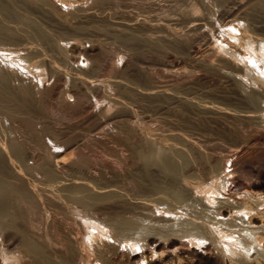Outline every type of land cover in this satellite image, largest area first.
<instances>
[{
  "label": "rangeland",
  "instance_id": "1",
  "mask_svg": "<svg viewBox=\"0 0 264 264\" xmlns=\"http://www.w3.org/2000/svg\"><path fill=\"white\" fill-rule=\"evenodd\" d=\"M262 1L264 0H204V1L203 0H190V1L189 0H153V1L152 0H129V1L128 0H102V1L70 0L67 3H64L59 0L58 1L57 0H0V30H1L0 31L1 32L0 33V45H1L0 66L3 67V68L0 67V69L9 74L10 81L13 80L12 81L13 83L10 81L8 82L9 83L8 87L17 90L16 86L19 88L20 84L21 86L28 84L26 86H31L32 88L34 87L32 91L41 92L43 94L42 102H45L44 104L42 102H41L42 104L39 103L41 104L39 105L40 110L43 111L42 113H40L41 115H35L36 117H32L31 119L28 120L26 119L21 122L16 121L15 123L13 121V125L18 126V129H16L17 133L14 136L18 134L17 136L19 137L20 135L19 138L21 140L28 141L30 142L31 145L35 146L36 154H42L43 152L46 154V152H51V151L55 153H60L61 155L60 157H62V159L67 161V163L70 162L72 164L71 167L65 169V174L67 173L68 176L78 175V178L75 176L74 177L70 176L73 178V180L81 181L79 179L84 178L85 182L86 181L91 182L90 178H92L93 183L95 185L97 184L98 186L97 188L108 189L110 187H114L110 189H115L116 187V189H119V191L121 190L122 192L128 193L129 196L133 194L130 197H133L132 199L139 202V203L136 202L137 203L136 205L138 207L135 205L136 207L135 209H131L128 211L131 214H129L127 211L124 212V214L126 213L127 216L128 214L132 215L128 217L133 219L135 215L139 216V217L136 216L137 218L135 217L136 219H134V225L136 224V227L134 228L137 229L133 228L134 232L131 231L132 234L131 232L126 231L127 233L125 232V235L122 236V238L127 237L126 235L129 234L131 235L138 234L139 238L138 236L137 238L139 240L135 238L136 236L133 237L131 236V237L138 240L139 247L138 245H136L132 248L136 251H139V249L140 251L143 250V252L146 253L140 258L138 264H153V261L159 262L160 260L162 263L159 264H164V263L171 264L172 262L173 263L178 262V258L176 257L172 258L173 261L171 259L172 262L170 260L163 262L162 261L163 256L161 255H165L169 253V251H173L176 249L177 246H179L176 245V247L175 246L170 247L169 246L170 239L169 240L167 239L171 238L172 236L169 235V237H167L168 235L166 234L168 232L178 230L177 228L178 225L175 224L178 220L175 218H179L181 215L182 218H184V216L186 217L188 213L185 212L186 214L184 213L180 214L175 211L173 212L167 210V206L165 204L155 199V197H158V195L156 196V194L152 195L154 198L151 196L152 199L151 198L149 199L151 201L149 200L145 202L141 201L143 199L140 198V196L141 197L143 196L144 198L145 197L147 198L148 196L145 195L139 196L137 191L134 189L133 181L140 174L141 175L143 174L142 171L145 170L144 169L145 166L143 165V163H141V161H137L131 156L130 150L126 147L128 146L127 144H129L127 141L125 142L126 133L123 131L122 132L123 134H119L121 132V130L119 131V127H118L121 125V124L118 125L119 120L120 121L121 119L129 120L130 126L132 125L134 126V127L132 126L134 130H130V131H133L132 133H135L133 134L134 137L137 136L135 137V139L139 137L138 138L139 140L137 139L136 140L132 139L133 141L131 140V142L135 143L134 146H137L138 144L141 145V143L144 144L143 143L144 140H147L149 144H153V145H163L165 143L168 145L171 143V145L172 144L175 145L174 147H178L179 145H181V141L183 140V138L181 137H184L185 138L184 141L186 142L189 141L191 143H195L198 146H203V149L207 148L206 150L209 151L211 150V152L216 154L218 153V155L224 157L225 159L227 158L226 159L228 160L227 165L230 168L229 167L226 168V171L232 170V168L235 170L234 175L237 176V177L235 176L236 185H232V186L234 188L236 187L237 189L233 190L234 188L228 187L229 186L228 184L226 186L225 182L223 183L221 182L219 184L220 186L225 184L224 186H222L223 188L225 187L223 190L222 187L216 189L218 190V192H220V195L223 199L225 197L227 198L224 199L227 200V203L225 205L228 204L227 206H229L230 208L241 203V200L242 202L250 203L249 199L251 198L250 197L251 195L248 196V194L250 193L245 191L246 188H242L245 187L244 185L249 186L254 184V182L255 183L264 182V177H263L264 176V120H263L264 119V53H262L264 52V42L260 41V40L264 41V4H263L264 2ZM193 2L194 4L197 3V9L194 10L195 12H193L190 9L191 3ZM218 2L220 3L218 4ZM188 12L190 14H188ZM209 12L211 13L209 14ZM91 17H93L94 19ZM247 18L249 23L247 21ZM242 25L244 26L242 27ZM246 27L248 30H246ZM33 28H35V30ZM6 33L8 35H6ZM125 33L129 35H126ZM246 35H248V38ZM124 36L125 38L123 39ZM245 37L247 40L245 39ZM130 39L132 40L134 39L135 41L134 40L131 41ZM251 39L253 40V43L251 41H248ZM139 41L142 43L140 44ZM191 41L193 42L191 43ZM222 41L223 43H221ZM259 41L263 43V46L262 43L260 45ZM243 43H245L247 46L243 45ZM250 43L253 46H251ZM230 45L232 47H230ZM257 45L260 47L259 50H257L258 48ZM223 46L227 48L229 47V49H224ZM234 47L236 49H233ZM254 47L257 48L255 49ZM217 48L219 50L220 55L217 53L218 50L215 51V49ZM230 48H232V51L230 50ZM240 48L241 51L239 52ZM212 50L215 51L217 54L214 53ZM228 50H230L229 54H228ZM234 50L236 51L237 55L239 54L238 58L240 60L238 58L236 60L235 58H233V56H231V52L235 53ZM256 50H257L256 52L257 54H255ZM221 51H223V53L225 51L226 52L225 54L227 55L223 54ZM240 53H242V55ZM248 54L254 60H251L252 58L250 56L248 57ZM224 56L225 57L227 56L226 59L228 57L234 59V62L229 58L228 61L229 60L230 61L227 62V60L224 59ZM258 56L259 58H256ZM219 57L221 58L223 57L222 59H224L227 63L224 60H220ZM249 59L251 61H249ZM255 61L258 63H256ZM44 62L47 64V66ZM243 62H245L246 64L250 63L248 64V66L251 65L252 68L251 66L247 67V65ZM236 63L238 66H236ZM239 63L240 65L242 64L241 65L242 68L239 65ZM210 64L211 66H209ZM232 64H235V66L234 65L233 66L236 67L237 71L234 70ZM259 66L261 68H259ZM45 67L48 70L45 69ZM84 67H86V69H84ZM83 70L84 71L86 70L85 73ZM11 71H12V75L10 74ZM86 72L89 73L92 80L90 79L88 73ZM77 77H79L78 78L79 81L78 79L76 80ZM85 78H87L86 83L82 82L83 80H85ZM80 80L81 83H79ZM33 82H36L38 85L34 84ZM48 83L49 84L51 83L54 86V88L52 87L51 84L50 86ZM97 83L98 85L100 84L103 86L102 87L99 85V87H101L100 89L101 90L103 89L102 91L100 90L101 92L100 91L98 92L97 90L99 89V87L96 85ZM119 83L120 85H118ZM168 83H170V85ZM245 83L246 85H244ZM86 84L91 89L86 88L88 87ZM57 86L59 89L57 88ZM79 86L81 87L83 86V87L79 88ZM44 87L53 88L55 91L58 90L56 92L58 94H56L52 99L53 103L55 104V106H53L55 109L53 108L52 111H47L50 112L51 114L47 112L45 113V106H46L45 104H47L48 102H46L44 98L46 97L47 99L46 98L45 99L47 101L49 98L47 97L48 92L46 89L44 90ZM65 87L71 89L72 93L80 92L79 94L82 97L86 98L84 106L82 105L79 108L77 107L73 109L70 108L71 110H69V108L65 109L64 107H61L63 95H65L64 91L68 90ZM125 87L134 90L136 89L139 90V92H145L146 94L148 93L149 94L145 96V98H143L142 101L137 99L138 101H133L132 104L131 99H133L134 97L133 96L130 97V95L126 96V94L121 91L122 88ZM85 89H86L85 93L88 92L87 95L84 93L86 96L83 94V91ZM253 90L256 92H254ZM97 92L98 94H96ZM253 92L254 94H252ZM119 93H121L122 96ZM89 94L91 97L88 96ZM250 94H252V96ZM127 97L129 100H131V102L127 99ZM107 98L110 100H108ZM112 98L114 100L116 99L119 105L117 104V102H114V100L111 102ZM153 100L155 104L153 103ZM87 101H89L88 103L91 104H88ZM157 102H158V106H157ZM123 103L124 104L127 103V105L130 107L129 110H131L135 114L131 113L133 115H129V113H124L123 111H121L120 107L124 105ZM135 103L138 104V106ZM139 103L141 104V107ZM103 105L109 107L108 113L109 115H111L110 121L108 118L107 119L103 118L106 116L105 114L104 115L103 113L101 114V112L103 111L102 108L103 107L105 108V106ZM142 105L144 106V108ZM159 105L162 106L160 107ZM99 106L100 109L98 108ZM113 106H115L114 109ZM117 106L119 108H117ZM91 107H93L95 110H93V108L91 110ZM152 107L154 109H152ZM112 109L115 112L112 111ZM143 109L145 110V112L143 111ZM180 109L182 112L180 111ZM73 111L76 112L73 113ZM159 111H160L159 113L160 115L158 114ZM116 112L118 113L116 114ZM139 112L141 114H139ZM113 114H115L116 116ZM96 116L98 118H96ZM260 117L262 120L259 121L258 118ZM162 118L166 121H164ZM52 119L55 121H52ZM97 119L98 120L100 119L99 123ZM38 120H40V122ZM101 120L102 122H100ZM117 120L118 122H116ZM161 121L167 122L166 125ZM252 121H254V123ZM19 127L22 129V131H20L21 129ZM156 127L158 128L161 127L163 130L161 128L158 129ZM154 129L156 130V132L154 131ZM130 131H129V138L132 137ZM137 131L138 133H136ZM139 133H141L142 135ZM179 133H182V136L178 135ZM184 133L186 134L187 138L189 137L188 140L186 139ZM67 134L69 135L67 136ZM139 135L142 137L145 136L144 138H141L144 140H140ZM190 135L192 136L190 137ZM121 136L124 137L123 138L124 140L119 138ZM169 136L172 139H169L170 138ZM172 136L176 138H173ZM163 138L165 141L163 140ZM152 139H154L156 143ZM173 139L176 140L174 141ZM177 139L178 140L180 139V142ZM137 141H142V142L138 143ZM30 144H28V146ZM204 144L207 146H205ZM30 151H32V149H30ZM141 164L143 165V167L141 166ZM78 165L79 167L77 168ZM138 165L141 167V169ZM237 169L238 171L241 170L243 174H241L240 171H239L240 173L237 172L236 171ZM154 171L155 172L153 173V175L155 178L157 177L159 179V177L160 178L162 177L158 170H157L158 171L157 174H156V170ZM236 173H238V175ZM67 174L66 177L68 178ZM129 174L133 175V177ZM260 174L263 176H261ZM135 175L137 176L135 177ZM27 177L32 183H37L38 186H40L39 187L40 189L46 187L45 181L41 180L40 182H38V180H36L37 178L31 175L30 176L28 175ZM88 178L89 180H87ZM95 179H96V183L94 182ZM84 180H82L81 182H84ZM197 180L195 179V181ZM106 185L107 187L108 186L109 187L107 188ZM239 185H243V186H240L241 188H238ZM226 187H228L229 189L228 188L226 189ZM263 188L260 191H258L259 193L255 192L254 196L257 197L262 193L264 194ZM240 189L242 190L244 189V190L242 191ZM263 194L261 196H264ZM224 195L225 197H223ZM60 201L62 200H57L56 203L54 202L55 203L54 205L58 203L57 204L59 205L58 209L61 206L59 210L56 209L57 205L53 207L52 206L53 203L52 204L46 203L44 209L48 208L47 209L48 211L47 210L44 211L42 209L39 212L40 215L37 214L40 217L38 218V216L36 215L37 217L36 219H39L41 222H43V225L47 224L49 227L50 225L53 224L51 227L48 228V229L51 228L50 231H52V233L57 234L59 233V231L61 232L62 229L60 230L59 228L61 225V227L64 228L63 230H65V228H67L66 230L73 228L74 232L79 234L80 237H82V239L84 238L87 243L89 242L88 240L91 239L93 240L94 237L99 238V240H102V238L104 240H108V239H110L111 241L113 240L111 235H109L110 233L109 229H108L109 231L107 232V230H102L101 228H98L99 230L97 231H99V233H97V231H95L96 230L95 227L91 228L89 225L90 223L93 224V220L95 219L98 220V218L99 221H102L104 219L102 218L103 217L102 213L104 215H107L106 213H108L109 215L111 213H114L115 210L117 211L115 205H110L111 203H104L105 205L104 206L101 203L102 205L98 206V208L102 209L104 207L103 208L104 210L103 209L102 210L106 212L104 213L100 211L102 217L101 215L98 216L100 214V212L99 213L97 212L98 208H95V210H97L95 213V210L93 209L94 210L93 211L91 209L92 208L91 206H88L90 207V209L87 206H83L82 209H84L85 207L88 208V209L85 208V210H83V212L85 213L83 214L87 218L86 221L85 219H82L79 216L78 217L74 216L76 211L74 210V208H72V206H76L77 202L73 203L71 201H68L69 203L68 202L66 203L64 199L63 202ZM139 204L142 206L144 205L143 208L142 206L139 207L140 206ZM149 204L151 206H149ZM65 206L67 209L64 208ZM145 206L147 207L149 206L148 209ZM262 206L263 205L259 206L260 213L264 210V207ZM55 209L56 212L57 211L59 212V214H56ZM86 209L92 211L86 212ZM65 210H68L67 214H65L66 213ZM159 213L161 216L159 215ZM214 213L211 214L208 213V215L211 216L207 218L209 220L206 222V224L211 226L212 232L214 231L213 233L216 236H218L219 231L217 228L219 226L217 227V225L214 223L216 222L215 220L219 218V216L217 217L218 214L215 215ZM49 215L51 217H49ZM65 215L71 217V219L68 220L67 216L65 217ZM41 216L43 217L41 218ZM143 216L146 217L148 216V217L146 218ZM165 216L166 218L170 216L169 218L171 219L166 220ZM59 219H61L63 222H61V220ZM54 220H56L57 222L60 221L61 222L59 223L60 225H58V223ZM137 220L138 221L141 220L140 223H138ZM142 220H144L145 222H143ZM40 221L37 220L36 222L39 223ZM154 221L157 222L155 223ZM141 222L144 223L143 224L144 230L145 229L147 230L148 227L146 233L147 234L150 233L151 237L149 236V239L146 238L147 234L145 233L146 236L144 234L146 230L143 232L142 231L143 227L142 228L140 227L142 226ZM150 223H153L154 227H158L159 225H162L157 228L158 230L154 229V227L152 226L154 231L156 230L158 232L157 235L159 236H156L155 235L156 233H154V231H152V233L148 232L153 230L151 229V226H149ZM56 224H57V228L55 226ZM137 224H140L138 226L141 228L140 231H142L143 233L142 232L140 233ZM165 224H167V226L175 225L177 227L174 230H172L170 228L171 226L169 228L166 226L165 230H167L168 232L164 231L167 232L166 234H164L162 232V228L163 225ZM212 225H214L215 228L217 227L216 231L214 230V226ZM224 225L222 224V227ZM159 228L161 231L159 230ZM159 231L161 232V235L163 234L165 235V236L163 235L164 237L163 240L159 238L161 237ZM93 232L96 234H94ZM180 232L182 233V231ZM140 234L142 236H140ZM152 234L154 236H152ZM89 236L90 239H87L89 238ZM192 236L193 237L191 236L183 237V240L185 241V242L182 241L183 245L187 246L188 244L189 245L192 244L190 246L193 247L195 246L196 248L203 250L207 244L206 240L205 239L202 240L198 238L197 241L200 240V242H196L195 240L197 237L196 236L194 237V235ZM143 237L145 239L141 240V238ZM218 237L220 238L219 241L221 240L220 242L222 246H225L230 243L229 239L228 240L225 239L226 237H224V239L222 236L221 238L220 235ZM189 238H191L190 239L191 242L194 243H189L190 242ZM157 239L164 243L161 242L162 243L161 245L160 241L158 242ZM11 242L12 241L10 242L4 241V245H7ZM124 242L121 243V245L124 244L125 246L127 241ZM156 242L158 243L157 245L159 246V248L155 244ZM203 244H205V246ZM202 245L204 246V248ZM167 247H169V250L165 249ZM236 247L237 244H234V248ZM12 248L10 249L12 250ZM211 250L213 252L220 251L216 244L211 245ZM159 251L161 254H159ZM228 255L226 253L227 257L225 259L228 260V262H231L232 257ZM201 262L202 261L200 262L195 261V264H199V263L210 264L208 262L205 263L203 262L201 263Z\"/></svg>",
  "mask_w": 264,
  "mask_h": 264
},
{
  "label": "bare ground",
  "instance_id": "2",
  "mask_svg": "<svg viewBox=\"0 0 264 264\" xmlns=\"http://www.w3.org/2000/svg\"><path fill=\"white\" fill-rule=\"evenodd\" d=\"M58 1V0H57ZM61 2L67 3L70 0H59ZM94 1V0H93ZM96 1V0H95ZM98 1V0H97ZM102 1V0H99ZM129 1V0H128ZM153 1V0H152ZM190 1V0H189ZM204 1V0H203ZM113 2V1H112ZM111 2V3H112ZM159 2V1H158ZM200 2V1H199ZM264 2V1H262ZM33 3V2H32ZM46 3V2H45ZM44 3V4H45ZM58 3V2H57ZM110 3V4H111ZM145 3V2H144ZM220 2H218L219 4ZM40 4V3H39ZM82 4V3H81ZM98 4V3H97ZM137 4V3H136ZM146 4V3H145ZM216 4V3H215ZM217 4V5H218ZM264 4V3H263ZM2 5V4H1ZM100 5V4H99ZM102 5V4H101ZM149 5V4H148ZM202 5V4H201ZM200 5V6H201ZM221 6V4H220ZM9 7V6H8ZM146 7V6H145ZM206 7V6H205ZM90 8V7H89ZM152 8V7H151ZM200 8V7H199ZM7 9V8H6ZM5 9V10H6ZM96 9V8H95ZM138 9V8H137ZM136 9V10H137ZM147 9V8H146ZM193 12H195L194 10L197 9V3L194 4L191 3V8H190ZM214 9V8H213ZM254 10V9H253ZM252 10V11H253ZM11 11V10H10ZM19 11V10H18ZM147 11V10H146ZM207 11V10H206ZM228 11V10H227ZM249 11V9H248ZM15 12V10H14ZM17 12V11H16ZM83 12V11H82ZM211 12H209L210 14ZM252 13V12H251ZM250 13V14H251ZM254 13V12H253ZM188 14H190L188 12ZM219 14V13H218ZM229 14V13H228ZM236 14V13H235ZM248 14V13H247ZM34 15V14H33ZM231 15V14H230ZM255 15V14H254ZM110 16V15H109ZM159 16V15H158ZM233 16V15H232ZM37 17V16H36ZM251 17V16H250ZM249 17V18H250ZM93 18V17H91ZM96 18V17H95ZM244 18V17H243ZM94 19V18H93ZM148 19V18H147ZM194 19V18H193ZM91 20V19H90ZM101 20V19H100ZM127 20V19H126ZM24 21V20H23ZM94 21V20H93ZM98 21V20H97ZM96 21V22H97ZM225 21V20H224ZM248 21V18H247ZM3 22V21H1ZM90 22V21H89ZM101 22V21H100ZM123 22V21H122ZM182 22V21H181ZM21 23V22H20ZM52 23V22H51ZM91 23V22H90ZM89 23V24H90ZM95 23V22H94ZM102 23V22H101ZM140 23V22H139ZM242 23V22H241ZM246 23V22H245ZM249 23V21H248ZM252 23V22H251ZM19 24V23H17ZM49 24V23H48ZM88 24V25H89ZM190 24V23H189ZM27 25V24H26ZM25 25V26H26ZM78 25V23H77ZM87 25V26H88ZM99 26V25H98ZM103 26V25H101ZM239 26V25H238ZM241 26V25H240ZM244 25H242L243 27ZM40 27V26H39ZM68 27V26H67ZM116 27V26H115ZM118 27V26H117ZM198 27V26H197ZM237 27V26H236ZM134 28V27H133ZM174 28V27H173ZM241 28V27H240ZM245 28V27H244ZM35 30V28H33ZM32 29V30H33ZM105 29V28H104ZM116 29V28H115ZM142 29V28H141ZM149 29V28H148ZM253 29V28H251ZM20 30V29H19ZM124 30V29H123ZM136 30V29H135ZM146 30V29H145ZM151 30V29H150ZM149 30V31H150ZM243 30V29H241ZM246 30L247 27H246ZM244 30V31H246ZM1 31V30H0ZM100 31V30H99ZM107 31V30H105ZM109 31V30H108ZM152 31V30H151ZM250 31V30H249ZM252 31V30H251ZM82 32V31H81ZM104 32V31H103ZM243 32V31H242ZM1 33V32H0ZM63 33V32H62ZM139 33V32H138ZM141 33V32H140ZM166 33V32H165ZM250 33V32H249ZM76 34V33H75ZM126 34V33H125ZM124 34V35H125ZM174 34V33H173ZM243 34V33H242ZM6 35H8L6 33ZM119 35V34H118ZM122 35V34H121ZM129 35V34H126ZM133 35V34H131ZM137 35V34H136ZM196 35V34H195ZM241 35V34H240ZM245 35V34H244ZM261 35V34H260ZM10 36V35H9ZM38 36V35H37ZM147 36V35H146ZM164 36V35H163ZM176 36V35H175ZM194 36V35H193ZM248 38V35H246ZM251 36V35H250ZM254 36V35H252ZM12 37V36H11ZM80 37V36H79ZM132 37V36H130ZM129 37V38H130ZM142 37V36H141ZM184 37V36H183ZM76 38V37H75ZM99 38V37H98ZM120 38V37H119ZM125 38V36L123 37V39ZM137 38V37H136ZM169 38V37H168ZM2 39V38H1ZM61 39V38H60ZM122 39V40H123ZM127 39V38H126ZM140 39V38H139ZM194 39V37H193ZM241 39V37H240ZM246 39V37H245ZM254 39V38H253ZM263 39V38H262ZM6 40V39H5ZM128 40V39H127ZM126 40V41H127ZM131 41H133L132 39H130ZM137 40V39H136ZM181 40V39H180ZM184 40V39H183ZM186 40V39H185ZM247 40V39H246ZM256 40V39H255ZM14 41V40H13ZM129 41V40H128ZM135 41V40H134ZM150 41V40H149ZM165 41V40H164ZM167 41V40H166ZM189 41V40H188ZM231 41V40H230ZM235 41V40H234ZM233 41V42H234ZM251 41L253 43V40H248ZM262 42H264L263 40H260ZM259 41V42H260ZM140 42V41H139ZM146 42V41H144ZM171 42V40H170ZM174 42V41H173ZM193 41H191L192 43ZM229 42V41H228ZM260 42V45L261 43ZM37 43V42H36ZM142 42H140L141 44ZM149 43V42H148ZM175 43V42H174ZM223 43V41L221 42ZM6 44V43H5ZM46 44V43H45ZM53 44V43H52ZM128 44V43H127ZM130 44V43H129ZM238 44V43H237ZM258 44V43H257ZM10 45V44H9ZM47 45V44H46ZM119 45V44H118ZM136 45V44H135ZM146 45V44H145ZM157 45V44H155ZM160 45V43H159ZM158 45V46H159ZM243 45H246L245 43H243ZM251 46H253L250 43ZM1 46V45H0ZM49 46V45H48ZM130 46V45H129ZM133 46V44H132ZM163 46V45H162ZM165 46V45H164ZM170 46V45H169ZM238 46V45H237ZM241 46V45H240ZM247 46V45H246ZM258 46V45H257ZM263 46V43H262ZM13 47V46H11ZM34 47V46H33ZM43 47V46H41ZM102 47V46H101ZM117 47V46H116ZM136 47V46H135ZM179 47V46H178ZM184 47V46H183ZM218 47V45H217ZM224 47V46H223ZM230 47H232L230 45ZM244 47V46H242ZM47 48V47H46ZM75 48V47H74ZM130 48V47H129ZM148 48V47H147ZM153 48V47H152ZM176 48V47H175ZM186 48V46H185ZM255 48V47H254ZM257 48V47H256ZM255 48V49H256ZM38 49V48H36ZM111 49V48H110ZM131 49V48H130ZM154 49V48H153ZM169 49V48H168ZM172 49V48H171ZM224 49H229V47H224ZM233 49H236L235 47ZM260 47L258 46L257 50H259ZM263 49V47H262ZM80 50V49H79ZM174 50V49H173ZM177 50V49H176ZM195 50V49H194ZM193 50V51H194ZM218 50L215 49V51ZM222 50V49H220ZM230 50L232 51V48H230ZM228 50V54L229 51ZM239 50V49H237ZM257 50L255 51V54H257ZM40 51V49H39ZM61 51V50H60ZM74 51V50H73ZM88 51V50H87ZM121 51V50H120ZM161 51V50H160ZM182 51V50H181ZM184 51V50H183ZM213 51V50H212ZM215 51H213L214 53H216ZM226 51V50H225ZM221 51L223 54H225L226 52ZM235 51V50H234ZM241 51V48L239 50V52ZM243 51V50H242ZM262 51V50H261ZM260 51V52H261ZM130 52V51H129ZM132 52V51H131ZM141 52V51H140ZM190 52V51H189ZM246 52V51H245ZM254 52V51H253ZM80 53V52H79ZM115 53V52H114ZM138 53V52H137ZM152 53V52H151ZM207 53V52H206ZM217 53L219 54V50L217 51ZM216 53V54H217ZM259 53V52H258ZM264 53V52H262ZM261 53V54H262ZM31 54V53H30ZM43 54V53H42ZM182 54V53H180ZM189 54V53H187ZM213 54V53H211ZM242 55V53H240ZM251 54V53H249ZM248 54V57L250 56ZM260 54V53H259ZM2 55V54H1ZM12 55V54H11ZM18 55V54H17ZM25 55V54H24ZM41 55V54H40ZM44 55V54H43ZM141 55V54H140ZM185 55V54H184ZM220 55V54H219ZM222 55V54H221ZM227 55V54H225ZM239 55V54H238ZM238 55L235 51V53L231 52V56H233V58H235L237 60ZM16 56V55H15ZM38 56V55H37ZM212 56V55H211ZM223 56V55H222ZM247 56V55H246ZM245 56V58H246ZM35 57V56H33ZM111 57V56H110ZM209 57V56H208ZM227 57V56H226ZM226 57L224 56V59H226ZM241 57V56H240ZM251 57V56H250ZM255 57V56H254ZM42 58V57H41ZM112 58V57H111ZM110 58V59H111ZM220 60H224L221 57H219ZM229 58V57H228ZM228 58L226 59L227 62ZM242 58V57H241ZM244 58V57H243ZM252 58V57H251ZM250 58V59H251ZM256 58H259L256 57ZM26 59V58H25ZM63 59V58H61ZM107 59V58H106ZM104 59V60H106ZM197 59V58H196ZM208 59V58H207ZM231 59V58H229ZM239 59V58H238ZM248 59V58H247ZM251 60H254L253 58ZM58 60V59H57ZM234 62V59H231ZM240 60V59H239ZM256 60V59H255ZM4 61V60H3ZM12 61V60H11ZM73 61V60H72ZM179 61V60H178ZM225 61V60H224ZM246 61V60H245ZM59 62V61H58ZM99 62V61H98ZM105 62V61H104ZM202 62V61H201ZM206 62V61H205ZM226 62V61H225ZM226 62V63H227ZM236 62V61H235ZM256 62V61H255ZM9 63V62H8ZM45 63V62H44ZM103 63V62H101ZM179 63V62H178ZM222 63V62H221ZM224 63V62H223ZM245 63V62H243ZM253 63V62H252ZM258 63V62H256ZM46 64V63H45ZM246 64V63H245ZM250 64V63H248ZM247 67H250L248 66ZM85 65V64H84ZM114 65V64H113ZM217 65V64H216ZM215 65V66H216ZM226 65V64H225ZM235 66V64H232V66ZM240 65V63H239ZM242 65V64H241ZM240 65V66H241ZM3 66V65H2ZM19 66V65H18ZM41 66V65H40ZM47 66V64H46ZM106 66V65H105ZM110 66V65H109ZM202 66V65H201ZM211 66V64L209 65ZM234 70L237 71L236 67H234ZM236 66L237 63H236ZM239 66V67H240ZM244 66V65H243ZM1 67V66H0ZM98 67V66H97ZM96 67V68H97ZM111 67V66H110ZM208 67V66H207ZM3 68V67H1ZM24 68V67H23ZM89 68V67H88ZM93 68V67H92ZM103 68V67H102ZM101 68V69H102ZM107 68V67H106ZM242 68V66H241ZM252 68V66H251ZM250 68V69H251ZM259 68H261L259 66ZM40 69V68H39ZM45 69H47L45 67ZM84 69H86V67H84ZM246 69V67H245ZM249 69V68H247ZM48 70V69H47ZM243 70V69H242ZM16 71V70H15ZM35 71V70H34ZM56 71V70H55ZM82 71V68H81ZM84 71V70H83ZM86 71V70H85ZM84 71V73H85ZM91 71V70H90ZM103 71V70H102ZM151 71V70H150ZM220 71V70H219ZM239 71V70H238ZM57 73V72H55ZM88 73V72H86ZM94 73V72H93ZM126 73V72H125ZM142 73V72H141ZM12 75V71L10 73ZM20 74V73H19ZM39 74V73H38ZM120 74V73H119ZM89 75V73H88ZM123 75V74H122ZM194 75V74H193ZM15 76V75H14ZM28 76V75H27ZM93 76V75H92ZM121 76V75H120ZM185 76V75H184ZM196 76V75H195ZM90 77V75H89ZM96 77V76H94ZM129 77V76H128ZM140 77V76H139ZM145 77V76H144ZM148 77V76H147ZM183 77V76H182ZM186 77V76H185ZM252 77V76H251ZM67 78V77H66ZM79 77L76 78V80ZM105 78V77H104ZM135 78V77H134ZM141 78V77H140ZM155 78V77H154ZM176 78V77H175ZM184 78V77H183ZM197 78V77H196ZM238 78V77H237ZM248 78V77H247ZM87 78H85V80H83L82 82L86 83ZM90 79L92 80V78L90 77ZM21 80V79H20ZM23 80V79H22ZM75 80V79H74ZM130 80V79H129ZM143 80V79H142ZM182 80V79H181ZM203 80V79H202ZM244 80V79H243ZM248 80V79H247ZM252 80V79H251ZM10 78H9V74L7 72H4L0 69V264H138L140 258L146 254L142 251H136L134 250L132 247L138 245V234H134L131 235L132 232H134L133 228L136 227V224L134 225V219H136L137 215H133V218H130L128 216H132L129 215L131 213H129L128 211L131 209H135V205L139 202H137L136 200L132 199L133 197H130L128 193L126 192H122L121 190L119 191V189H110V188H114V187H110L108 188L107 185L106 188H97V184L95 185L91 179V182H85L84 178L83 179H79V180H84V182L81 181H76L73 180L72 177H74L75 175H69L67 174L68 178L66 177L65 174V169L69 168L72 166V164L67 163V161H65L64 159H62V157H60V153H55L53 151L51 152H46V154L43 152L42 154H36V148L35 146L31 145L30 142L28 141H23L21 140L19 137L16 135L14 136L17 132L16 129H18V126H14L13 125V121L16 123V121H24V120H28L31 119L32 117H36L35 115H41L40 113H42L43 111L40 110V106L42 103L44 104L45 102H42V97L43 94L41 92H34L32 91L31 86H26V85H22L20 84V87L16 89H12L9 86V82ZM13 81V80H12ZM10 81V82H12ZM16 81V80H15ZM79 81V79H78ZM19 82V81H18ZM73 82V81H72ZM75 82V81H74ZM117 82V81H116ZM138 82V81H137ZM141 82V81H140ZM139 82V83H140ZM147 82V81H146ZM243 82V81H242ZM13 83V82H12ZM22 83V82H21ZM34 84H37L36 82H33ZM32 83V85H33ZM65 83V82H64ZM76 83V82H75ZM81 83V80L80 82ZM145 83V82H144ZM23 84V83H22ZM47 84V83H46ZM49 84V83H48ZM51 84V83H50ZM49 84V85H50ZM57 84V83H56ZM70 84V83H69ZM74 84V83H72ZM71 84V85H72ZM159 84V83H158ZM170 85V83H168ZM180 84V83H179ZM186 84V83H185ZM240 84V83H239ZM243 84V83H242ZM16 85V84H15ZM38 85V84H37ZM35 85V86H37ZM52 85V84H51ZM50 85V86H51ZM77 85V84H76ZM81 85V84H78ZM87 85V84H86ZM90 85V84H89ZM95 85V84H93ZM98 87V83L96 84ZM120 85V83L118 84ZM127 85V84H126ZM172 85V84H171ZM246 85V83L244 84ZM260 85V84H259ZM14 86V85H13ZM73 86V85H72ZM88 86V85H87ZM102 86V85H100ZM125 86V85H124ZM132 86V85H131ZM135 86V85H134ZM52 87L54 88V86L52 85ZM83 87V86H82ZM81 86H79V88H82ZM103 87V86H102ZM185 87V86H184ZM240 87V86H239ZM252 87V86H251ZM37 88V87H36ZM35 88V90H36ZM39 88V86H38ZM53 88H45L47 92H48V101L44 98V100L46 102H48L47 104H45V113L47 111H52V109L54 108L53 106H55V104L53 103L52 99L53 97L58 94L56 93L57 91H55ZM58 88V86H57ZM67 88V87H65ZM91 89L89 86L86 87ZM101 87H99L98 92L101 90ZM171 88V87H170ZM242 88V86H241ZM59 89V88H58ZM68 89V88H67ZM93 89V88H92ZM119 89V88H118ZM245 89V88H243ZM41 90V89H40ZM74 90V89H73ZM88 90V89H87ZM94 90V89H93ZM103 90V89H102ZM101 90V91H102ZM242 90V89H241ZM258 90V89H257ZM42 91V90H41ZM92 91V90H91ZM100 91V92H101ZM123 93L127 95H130V97H134L132 100V104L133 101H142L143 98H145V96H147L148 94H146L145 92H139V90H134V89H129V88H122L121 90ZM245 91V90H244ZM243 91V93H244ZM254 91V90H253ZM65 95H63V100L61 102V107H64L65 109L69 108V110H71L70 108H79L80 106H84L85 104V99L84 97H82L79 93L80 92H73L71 89H68L66 91H64ZM86 92V89L83 91V94ZM93 92V91H92ZM98 92L96 94H98ZM118 92V91H117ZM256 92V91H254ZM254 92L252 94H254ZM82 93V92H81ZM88 93V92H87ZM87 93H85L87 95ZM122 93V94H123ZM249 93V92H248ZM84 94V95H85ZM121 95V93H119ZM118 94V95H119ZM252 94H250L252 96ZM85 95V96H86ZM117 95V94H116ZM90 96V94L88 95ZM99 96V95H98ZM122 96V95H121ZM258 96V95H257ZM62 97V96H61ZM91 97V96H90ZM104 97V96H103ZM129 97V96H128ZM127 97V99H128ZM250 97V96H248ZM100 98V97H99ZM126 98V97H125ZM253 98V97H252ZM257 98V97H256ZM108 99V98H107ZM136 99V100H135ZM138 99V100H137ZM263 99V98H262ZM88 100V97H87ZM90 100V99H89ZM110 100V99H108ZM114 99L112 98L111 102ZM116 100V99H115ZM114 102H117V100ZM129 100V99H128ZM127 100V101H128ZM131 100H129L131 102ZM147 100V99H146ZM126 101V102H127ZM159 101V100H158ZM167 101V100H166ZM251 101V100H250ZM261 101V100H260ZM42 102V103H41ZM89 101H87L88 103ZM152 102V101H151ZM41 103V104H39ZM154 103V100H153ZM164 103V102H163ZM251 103V102H250ZM254 103V102H253ZM54 104V105H53ZM91 104V103H88ZM86 104V105H88ZM117 104L119 105V103L117 102ZM116 104V105H117ZM121 104V103H120ZM124 104V103H123ZM136 104V103H135ZM140 104V103H139ZM155 104V103H154ZM153 104V105H154ZM161 104V103H159ZM182 104V103H181ZM252 104V103H251ZM256 104V103H255ZM263 104V103H262ZM85 105V106H86ZM109 105V104H108ZM115 105V106H116ZM138 106V104H136ZM146 105V104H145ZM165 105V104H164ZM250 105V104H249ZM102 108V112L103 115L105 114L106 116L103 118H108L110 121V117L111 115H109L108 110L109 107ZM113 106V109L114 107ZM135 106V107H137ZM143 106V105H142ZM157 106H158V102H157ZM160 106V105H159ZM162 106V105H161ZM160 106V107H161ZM58 107V106H57ZM94 107V106H93ZM91 107V110L92 108ZM112 107V106H110ZM141 107V104H140ZM151 107V106H150ZM100 109V106L98 107ZM117 108H119L117 106ZM139 108V107H138ZM144 108V106H143ZM157 108V107H156ZM155 108V109H156ZM178 108V107H177ZM180 108V107H179ZM183 108V107H181ZM189 108V107H188ZM55 109V108H54ZM57 109V108H56ZM112 109V111H114ZM121 111H123L124 113H129V115H133L131 113L132 112L130 109V107L126 104L122 105L120 107ZM136 109V108H135ZM147 109V108H146ZM152 109H154L152 107ZM76 110V109H75ZM93 110H95L93 108ZM119 110V109H118ZM138 110V109H137ZM159 110V109H157ZM164 110V109H163ZM260 110V109H259ZM41 111V112H40ZM131 111V112H130ZM135 111V110H134ZM143 111L145 112V110L143 109ZM181 111V109H180ZM61 112V111H60ZM76 111H73V113ZM81 112V110H80ZM86 112V111H85ZM115 112V111H114ZM119 112V111H118ZM116 112V114L118 113ZM138 112V111H137ZM136 112V113H137ZM155 112V111H154ZM178 112V111H177ZM182 112V111H181ZM50 113V112H47ZM72 113V112H71ZM97 113V111H96ZM111 113V111H110ZM143 113V112H142ZM160 113V111L158 112V114ZM190 113V112H189ZM210 113V112H209ZM51 114V113H50ZM77 114V113H76ZM89 114V113H87ZM135 114V113H134ZM138 114V113H137ZM139 114H141L139 112ZM172 114V113H171ZM99 115V114H98ZM97 115V116H98ZM115 115V114H113ZM119 115V114H118ZM117 115V116H118ZM121 115V114H120ZM160 115V114H159ZM216 115V114H215ZM77 116V115H76ZM90 116V115H89ZM96 116V118H98ZM102 116V115H101ZM116 116V115H115ZM125 116V115H124ZM127 116V115H126ZM157 116V115H156ZM154 116V117H156ZM182 116V115H181ZM135 117V116H134ZM161 117V116H160ZM125 118V117H124ZM144 118V117H143ZM182 118V117H181ZM41 119V118H38ZM55 119V118H54ZM128 119V118H127ZM137 119V118H136ZM147 119V117H146ZM149 119V118H148ZM151 119V118H150ZM163 119V118H162ZM161 119V120H162ZM174 119V118H173ZM259 121L262 120L261 117L258 118ZM51 120V119H50ZM98 120V119H97ZM96 120V122H97ZM100 120V119H99ZM98 120V123H99ZM103 120V119H102ZM102 120L100 122H102ZM119 120V119H118ZM118 120L116 122H118ZM160 120V119H159ZM164 120V119H163ZM171 120V119H170ZM182 120V119H181ZM264 120V119H263ZM12 121V122H11ZM37 121V120H36ZM40 122V120H38ZM52 121H55L52 119ZM63 121V120H62ZM166 121V120H164ZM168 121V120H167ZM51 122V121H50ZM135 122V121H134ZM166 125L167 122H163ZM254 123V121H252ZM43 123V122H42ZM57 123V122H56ZM106 123V122H105ZM109 123V122H108ZM120 126L119 127V131L121 130V132L119 134H123L122 132L124 131L126 133L125 135V142L127 141L129 144H127L128 146H126L130 152H131V156L136 159L137 161H141V163H143L144 167V171L143 174L140 176H138L137 178L134 179L133 181V186L134 189L137 191L138 195H145L148 196L147 198L145 197H141L143 200L141 201H148L152 195L156 194V196L158 195V197H155V199H157L158 201H161L163 204H165L167 206V210L170 211H175L177 213H188L187 216L184 218H182V215L179 218H175L178 221L175 223L177 226L173 227V226H167V224L163 225L162 228V232L164 234H166L168 231L165 230L166 226L169 228H171L172 230H174L176 227L178 228V230H174L172 232H168L166 235H168L167 237H169V235H171V238H168L167 240H169V246H175L179 245L176 247L175 250L173 251H169V253L165 254V255H161L162 257V261H168L173 258L176 257L178 258V262L177 263H173V259H172V263L171 264H195V261H202L203 263L208 262L210 264H264V210L260 213L259 210V206L263 205L262 207H264V196L258 195L257 197L254 196L255 192L260 191L263 187H264V182H259V183H255L249 186L244 185L245 187L242 188H246L245 191L250 193L248 194L251 195L250 197V203L248 202H242L241 203L233 206V207H229L227 205H225L227 203V200H224L226 197L225 195L223 197H225L224 199L221 197L220 192H218V190L216 188H221L222 186H224L226 184L229 185L228 187L232 188V185H236L235 184V170L232 168V170L226 171V168H228L229 166L227 165V161L224 157L218 155V153H213L211 152V150H206L203 149V146H198L195 143H191V142H186L184 141L185 138L181 137L182 133H179L178 135H181L180 137L183 138V140L181 141V145H179L178 147H174L175 145H171L170 144H162L163 145H153V144H149L147 142V140L141 139L144 138L142 136H140V140H144V144L141 143L138 144L139 142L142 141H137L138 145L134 146L135 143L131 142L132 139H135V136L132 133L133 131L130 130H134L132 126H130V122L129 120H124L121 119V121L119 120L118 122ZM173 123V122H172ZM19 124V123H18ZM51 124V123H50ZM177 124V123H176ZM219 124V123H218ZM262 124V123H261ZM53 125V124H52ZM97 125V123H96ZM99 125V124H98ZM102 125V124H101ZM105 125V124H104ZM150 125V124H149ZM251 125V124H250ZM259 125V124H257ZM33 126V125H32ZM46 126V125H45ZM115 126V125H114ZM171 126V125H170ZM62 127V126H61ZM98 127V126H97ZM132 127V129H131ZM251 127V126H250ZM20 128V127H19ZM96 128V127H95ZM158 128V127H156ZM161 128V127H159ZM158 128V129H159ZM21 129V128H20ZM27 129V128H26ZM98 129V128H97ZM115 129V128H114ZM162 129V128H161ZM51 130V129H50ZM113 130V129H112ZM163 130V129H162ZM208 130V129H207ZM217 130V129H216ZM22 131V129L20 130ZM129 131L131 132L132 137L129 138ZM154 131L156 132V130L154 129ZM159 131V130H158ZM19 132V131H18ZM54 132V131H53ZM65 132V131H64ZM107 132V131H106ZM114 132V131H113ZM135 132V131H134ZM170 132V131H169ZM204 132V131H203ZM21 133V132H20ZM50 133V132H49ZM118 133V132H117ZM138 133V131L136 132ZM165 133V132H164ZM233 133V132H232ZM104 134V133H103ZM141 134V133H139ZM185 134V133H184ZM183 134V135H184ZM221 134V133H220ZM26 135V134H24ZM48 135V134H47ZM52 135V134H51ZM69 134H67L68 136ZM106 135V134H105ZM117 135V134H116ZM142 135V134H141ZM177 135V134H176ZM197 135V134H196ZM223 135V134H222ZM167 136V135H166ZM175 136V135H173ZM172 136V137H173ZM192 135H190L191 137ZM25 137V136H24ZM28 137V136H27ZM34 137V136H33ZM134 137V138H133ZM164 137V136H163ZM170 137V136H169ZM168 137V138H169ZM178 137V136H177ZM179 137V138H180ZM186 139L188 140L186 134H185ZM54 138V137H53ZM60 138V137H59ZM69 138V137H68ZM121 139H123L124 137H119ZM139 138V137H138ZM138 138H136L137 140H139ZM176 138V137H173ZM220 138V137H219ZM43 139V138H42ZM71 139V138H70ZM116 139V138H115ZM135 139V140H136ZM146 139V138H145ZM169 139H172L171 137ZM124 140V139H123ZM130 140V141H129ZM154 140V139H152ZM164 140V138H163ZM162 140V141H163ZM174 140V139H173ZM172 140V141H173ZM176 140V139H175ZM174 140V141H175ZM178 140V139H177ZM203 140V139H202ZM210 140V139H209ZM73 141V140H72ZM109 141V140H108ZM133 141V140H132ZM150 141V139H149ZM165 141V140H164ZM180 142V139L178 140ZM246 141V140H245ZM40 142V141H39ZM119 142V141H118ZM155 142V140H154ZM196 142V141H195ZM72 143V142H71ZM151 143V142H150ZM156 143V142H155ZM161 143V142H160ZM168 143V142H167ZM173 143V142H172ZM177 143V142H176ZM175 143V144H176ZM28 144H30L28 146ZM70 144V143H69ZM74 144V143H73ZM122 144V142H121ZM120 144V145H121ZM124 144V145H125ZM159 144V143H158ZM199 144V142H198ZM201 144V143H200ZM123 145V146H124ZM205 145V144H204ZM119 146V145H118ZM122 146V145H121ZM207 146V145H205ZM204 146V147H205ZM43 147V146H42ZM225 147V146H224ZM124 148V147H123ZM209 148V147H208ZM214 148V147H213ZM30 149H32V151H30ZM211 149V148H210ZM216 149V148H215ZM41 151V150H40ZM49 151V150H48ZM118 151V150H117ZM120 152V151H119ZM41 153V152H40ZM105 154V153H104ZM107 156V155H106ZM130 156V157H131ZM112 157V156H111ZM244 157V156H243ZM242 157V158H243ZM91 159V158H90ZM133 159V160H134ZM244 159V158H243ZM132 160V159H131ZM122 161V160H121ZM127 161V160H126ZM136 161V162H137ZM259 161V160H258ZM257 161V162H258ZM72 162V161H71ZM100 162V161H99ZM133 162V161H132ZM233 162V161H232ZM131 163V162H130ZM129 163V164H130ZM234 163V162H233ZM69 164V166H68ZM77 164V163H76ZM231 164V163H230ZM246 164V163H245ZM252 164V163H251ZM74 165V163H73ZM80 165V164H79ZM79 165L77 166V168L79 167ZM136 165V164H135ZM143 165L141 164V166L143 167ZM234 165V164H233ZM232 165V166H233ZM76 166V165H75ZM130 166V165H129ZM128 166V167H129ZM132 166V165H131ZM139 166V165H138ZM246 166V165H245ZM135 167V166H134ZM140 167V166H139ZM238 167V166H237ZM236 167V168H237ZM230 168V167H229ZM82 169V168H80ZM84 169V168H83ZM141 169V167H140ZM143 169V168H142ZM239 169V168H238ZM238 169L236 170L237 172H241V170L238 171ZM244 169V168H243ZM110 170V169H109ZM133 170V169H132ZM154 170H156V174L159 171V173L161 174V178L159 177V179L155 178L153 173L155 172ZM158 170V171H157ZM83 172V171H82ZM136 172V171H134ZM239 172V173H240ZM245 172V171H244ZM251 173V172H250ZM137 174V173H136ZM238 175V173H236ZM241 174H243L241 172ZM33 176L36 177L35 179L38 180V182L45 181L46 183V187L44 188H39L40 186H38L37 183H32L29 178L27 176ZM128 175V174H127ZM131 175V174H129ZM261 175V174H260ZM72 176V177H70ZM80 176V175H79ZM87 176V175H86ZM125 176V175H124ZM133 177V175H131ZM137 175H135L136 177ZM263 176V175H261ZM70 177V178H69ZM78 178V175L75 176ZM122 177V176H121ZM127 177V176H126ZM237 177V176H236ZM244 177V176H243ZM264 177V176H263ZM39 178V179H38ZM76 178V179H77ZM106 178V177H104ZM240 178V177H238ZM247 178V177H246ZM118 179V178H117ZM133 179V178H132ZM195 179H199L197 181H195ZM89 180V178L87 179ZM107 180V179H106ZM119 180V179H118ZM128 180V179H127ZM262 180V179H261ZM117 181V180H116ZM257 181V180H256ZM94 182L96 183V179L94 180ZM100 182V181H99ZM115 182V181H114ZM225 182L224 185L220 186V183ZM240 182V181H239ZM118 183V182H117ZM122 183V182H121ZM210 183V184H209ZM100 184V183H99ZM114 184V183H113ZM116 184V183H115ZM238 184V182H237ZM249 184V182H248ZM247 184V185H248ZM102 185V184H101ZM104 185V182H103ZM109 185V184H108ZM120 185V184H119ZM123 185V184H122ZM131 185V184H130ZM219 185V186H218ZM218 186V187H217ZM240 186L243 185H239L238 188H241ZM105 187V186H104ZM226 187V189L228 188ZM121 188V187H120ZM125 188V187H124ZM225 188V187H224ZM222 187V190L224 189ZM234 188V187H233ZM130 189V188H129ZM229 189V188H228ZM237 189L236 187L233 189L235 190ZM264 189V188H263ZM132 190V189H131ZM242 190V189H240ZM244 190V189H243ZM242 190V191H243ZM127 191V190H126ZM133 192V191H132ZM262 192V191H261ZM130 193V192H129ZM136 193V194H137ZM228 193V192H227ZM259 193V192H258ZM135 194V193H134ZM242 194V193H241ZM220 195V197H219ZM228 195V194H227ZM264 195V194H263ZM137 196V197H139ZM153 197V196H152ZM242 197V195H241ZM245 197V196H244ZM136 198V197H135ZM154 198V197H153ZM64 201L67 203L68 201L71 202H77L76 206H72V208H74L75 215L74 216H79L82 219H87L85 217V213L83 212V210H85V208H87L88 206H91L92 210L95 208H98V206H101L102 204L104 205V203H111L110 205H115L117 208V211L115 210L114 213H111L108 215V213L104 212L101 208H98L97 210H95L99 213L104 212L107 215H101V212L98 216L101 215L102 218H104L102 221H99L95 219L93 220V224L90 223V227L93 228L95 227V231L99 230L98 228H101L102 230H107V232L109 231V235H111V237L113 238V240L111 241L110 239L108 240H104L102 238V240H99V238H93V240H88L89 242L87 243L85 241V239L82 237H80L79 234H77L76 232H74L73 228L66 230L67 228H65V230H63L64 228L61 227V225L59 223L63 222L61 219L60 221H56L58 223V225H60V230L62 229V231L57 234L52 233V231H50V229H48L49 227H51L52 225H50L48 227V225H43V222H41L39 219H36V215H40L39 212L43 209L44 211L47 209L45 208V204L49 203L52 204L53 207H55L56 205H54L57 200H62L60 202ZM152 199V198H151ZM153 199V200H155ZM227 199V198H226ZM245 199V200H248ZM49 201V202H48ZM151 201V200H149ZM237 201V200H236ZM244 201V200H243ZM55 202V203H54ZM64 202V203H65ZM137 202V203H136ZM230 202V201H229ZM65 203V204H66ZM69 203V202H68ZM102 203V204H101ZM154 203V202H152ZM235 203V202H234ZM48 204V205H49ZM61 204V203H59ZM71 204V203H70ZM78 204V205H77ZM230 204V203H229ZM73 205V204H72ZM109 205V206H110ZM140 205V204H139ZM57 205V208L58 209ZM64 206V205H63ZM83 206H87L84 209H82ZM105 206V205H104ZM137 206V205H136ZM142 205H140L139 207H141ZM144 206V205H143ZM142 206V208H143ZM149 206H151L149 204ZM148 206V207H149ZM49 207V206H48ZM70 207V206H68ZM113 207V206H111ZM138 207V206H137ZM147 209L148 207L145 206ZM61 208V206L59 207V209ZM66 208V206L64 207ZM90 209V207H88ZM87 208V209H88ZM115 208V207H114ZM115 208V209H116ZM151 208V207H150ZM55 209V212H56ZM58 209V210H59ZM67 209V208H66ZM86 212H90L92 210H87ZM145 209V208H144ZM153 209V208H152ZM181 209V210H178ZM63 210V207H62ZM93 210V211H94ZM112 210V209H110ZM142 210V209H141ZM48 211V210H47ZM61 211V210H60ZM65 214H67L68 210H65ZM71 211V210H70ZM108 211V210H106ZM128 212V216L127 214L125 215L124 212ZM137 211V210H136ZM143 211V210H142ZM153 211V210H152ZM151 211V212H152ZM58 212V211H57ZM56 214H59V212ZM73 212V211H72ZM186 212V213H185ZM215 212V213H214ZM217 212V213H216ZM77 213V215H76ZM84 213V214H83ZM92 213V214H95ZM143 213V212H142ZM153 213V212H152ZM171 213V212H170ZM208 213H214L215 215H217V217L219 216V218H217L214 224L217 225V229L219 231V235L220 237L222 236L223 239L224 237H226L225 239H229L230 243L222 246L221 245V240L219 241V235L216 236L211 229V226L207 225L206 222L209 220L207 219L209 216ZM70 214V213H69ZM140 214V213H139ZM37 215V216H38ZM42 215V213H41ZM87 215V214H86ZM142 215V214H141ZM160 215V213H159ZM173 215V213H172ZM55 216V215H54ZM67 215H65L66 217ZM161 216V215H160ZM167 216V215H166ZM165 219H171L169 218L170 216H168ZM40 216H38L39 218ZM43 216H41L42 218ZM49 217H51L49 215ZM95 217V216H92ZM146 217V216H143ZM148 217V216H147ZM146 217V218H147ZM214 217V216H213ZM63 218V217H62ZM68 220L71 219V217L67 216ZM151 218V217H150ZM160 218V217H159ZM158 218V220H159ZM163 218V217H161ZM55 219V218H53ZM65 219V218H64ZM141 219V216H140ZM149 219V218H148ZM40 221L39 223L36 221ZM50 220V219H49ZM67 220V219H66ZM67 220V221H68ZM74 220V219H73ZM79 220V219H78ZM89 220V219H88ZM139 220V219H138ZM138 223H140V221H138ZM146 220V219H145ZM173 220V219H172ZM211 220V219H210ZM48 221V220H47ZM53 221V220H52ZM87 221V220H86ZM136 221V220H135ZM143 222H145L144 220H142ZM46 222V221H45ZM73 222V221H72ZM141 222L140 226L141 228L143 227L142 231L144 232V223ZM152 222V221H151ZM155 222V221H154ZM157 222V221H156ZM155 222V223H156ZM173 222V221H172ZM54 223V222H53ZM88 223V222H86ZM149 223V222H148ZM145 223V224H148ZM166 223V222H165ZM168 223V222H167ZM45 224V223H44ZM55 224V223H54ZM80 224V223H79ZM158 224V223H157ZM160 224V223H159ZM213 224V223H212ZM222 224H226L222 227ZM71 225V224H70ZM78 225V224H77ZM110 227H109V226ZM140 224H137V226ZM57 228V224L55 225ZM54 226V227H55ZM64 226V225H63ZM66 226V225H65ZM151 229L152 226L154 227L153 223H150ZM162 226V225H159ZM158 226V227H159ZM214 226V225H212ZM71 227V226H70ZM138 226V230L140 231L141 228ZM147 227V226H146ZM158 227H154V229L158 230ZM173 227V228H172ZM180 227V228H179ZM54 228V229H56ZM140 228V229H139ZM216 228L214 226V230L216 231ZM53 229V227H52ZM109 229V230H108ZM137 229V228H134ZM150 229V230H151ZM148 231L151 232L154 231ZM170 229V230H171ZM226 229V230H225ZM44 230V231H43ZM101 230V231H102ZM148 230V227H147ZM147 230L144 232V234L147 232ZM154 231V233H156V236L158 232ZM160 230V228H159ZM77 231V230H76ZM131 232V234L126 235L127 237H123L125 235V232ZM140 231V233L142 232ZM161 231V230H160ZM159 231V232H160ZM167 231V232H164ZM182 231V233L180 232ZM55 232V231H54ZM106 232V231H105ZM126 232V233H127ZM142 232V233H143ZM94 233V232H93ZM97 233H99V231H97ZM137 233V232H136ZM153 233V234H154ZM92 234V233H91ZM96 234V233H94ZM147 234V233H146ZM145 234V236H146ZM152 234V236H154ZM162 240H163V235H161V232L159 233ZM98 235V234H97ZM194 235V237L196 236V242H200L197 241V239H202V240H206L207 244L206 247L204 248L205 244H203V250L196 248L195 246H190L192 244H188L187 246H184L182 241L183 237L185 236H191ZM93 236V235H91ZM99 236V235H98ZM133 236H136L135 238H137L138 236V240L135 238H132ZM140 236H142L140 234ZM150 233L147 234V237L149 239ZM165 236V235H164ZM104 237V236H103ZM106 237V236H105ZM110 237V236H108ZM151 237V236H150ZM221 237V238H222ZM166 238V237H165ZM90 239V236L89 238ZM145 239L144 237L141 238ZM191 238H189L190 240ZM194 239V238H192ZM152 240V238H151ZM155 240V239H154ZM153 240V241H154ZM158 240V239H157ZM156 240V241H157ZM166 240V242H167ZM188 240V241H189ZM4 241H12L11 243L4 245ZM124 241H127L125 246L124 244L121 245V243H123ZM160 240H158L159 242ZM140 242V241H139ZM162 241H160L161 243ZM185 242V241H184ZM187 242V241H186ZM195 242V243H196ZM87 243V244H86ZM125 243V242H124ZM164 243V242H162ZM161 243V245H162ZM189 243H194V242H190ZM146 244V242H145ZM156 245L158 244L157 242L155 243ZM168 244V242H167ZM216 244L217 247L219 248V252L216 251H212L211 250V245ZM225 244V242H224ZM223 244V245H224ZM234 244H237V247L234 248ZM88 245V246H87ZM160 245V244H159ZM195 245V244H194ZM152 246V245H151ZM158 246V245H157ZM13 247V248H12ZM139 247V245H138ZM141 247V246H140ZM162 247V246H160ZM199 247V246H198ZM12 248V250L10 249ZM137 248V247H136ZM135 248V249H136ZM154 248V247H153ZM156 248V246H155ZM154 248V249H155ZM159 248V246H158ZM168 248V249H167ZM165 248L166 250H169V247ZM10 249V250H9ZM138 249V248H137ZM166 252V251H164ZM151 253V252H150ZM153 253V252H152ZM229 254L232 257L231 262H228V260H226L225 258L226 256ZM149 254V253H147ZM159 254L160 251H159ZM228 255V256H229ZM160 259V258H159ZM146 260V259H145ZM149 260V257H148ZM177 260V259H176ZM175 260V261H176ZM151 262V261H150ZM201 262V263H202ZM144 263V262H143ZM148 263V262H147ZM152 263V262H151ZM162 263L161 260L159 262L157 261H153V264H159ZM168 263V262H167ZM166 264V263H164ZM169 264V263H168ZM200 264V263H199Z\"/></svg>",
  "mask_w": 264,
  "mask_h": 264
}]
</instances>
